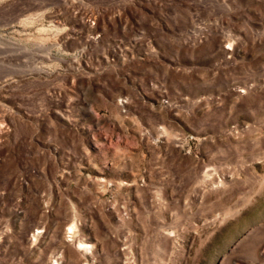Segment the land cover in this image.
<instances>
[{
    "label": "rangeland",
    "instance_id": "obj_1",
    "mask_svg": "<svg viewBox=\"0 0 264 264\" xmlns=\"http://www.w3.org/2000/svg\"><path fill=\"white\" fill-rule=\"evenodd\" d=\"M0 264H264V0H0Z\"/></svg>",
    "mask_w": 264,
    "mask_h": 264
}]
</instances>
